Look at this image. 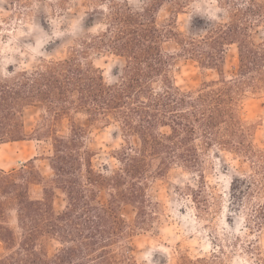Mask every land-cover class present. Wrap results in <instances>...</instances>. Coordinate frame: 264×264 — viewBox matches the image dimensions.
<instances>
[{"label": "trees", "instance_id": "16d2710c", "mask_svg": "<svg viewBox=\"0 0 264 264\" xmlns=\"http://www.w3.org/2000/svg\"><path fill=\"white\" fill-rule=\"evenodd\" d=\"M85 1L92 7L90 26L102 15L101 32L80 38L65 58L0 72V144L28 138L43 142L41 156L53 170L52 178L44 180L34 165L39 155L20 168L0 167V264H137L133 233L153 228L158 214L148 195L150 182L181 166L198 172L204 183L205 156L212 151L250 162L256 173L251 181L235 180L241 185L235 197L261 199L264 152L254 143L255 127L244 118L242 103L249 93H264V39L257 37L264 0H216L225 18L194 22L188 34L173 19L159 22L157 14L166 4L185 11L196 0H142L141 7L128 0ZM71 2L56 0L50 6L66 10ZM28 4L10 0L11 6ZM233 44L239 64L236 75L227 78L225 55ZM93 49L125 58L120 81L106 82L102 69L89 60ZM179 57L216 70L219 78L181 88L172 74ZM34 105L49 114L28 135L23 113ZM72 112L120 128L124 143L116 151L118 168L96 169L84 125L72 121L68 134L59 133L57 122ZM34 182L43 184L41 198L30 196ZM204 187L192 189L196 200L205 198ZM58 190L66 201L60 211L54 207ZM262 199L251 214L258 229L264 225ZM124 203L136 210L132 225L120 212ZM10 210L17 214V229L8 220ZM49 239L62 244L54 255L47 251ZM201 261L183 258L181 264Z\"/></svg>", "mask_w": 264, "mask_h": 264}, {"label": "rangeland", "instance_id": "374dc122", "mask_svg": "<svg viewBox=\"0 0 264 264\" xmlns=\"http://www.w3.org/2000/svg\"><path fill=\"white\" fill-rule=\"evenodd\" d=\"M28 1V6L20 7L11 6L10 0H0V72H6L10 66L31 68L42 59L65 58L80 38L97 35L104 28L100 14L95 16L94 24L89 25L92 7L85 0H72L66 10L51 7L56 0ZM128 1L135 7L143 4L142 0ZM225 13L216 0H196L179 13L166 4L159 10L157 18L162 23L173 19L177 28L188 34L193 31L194 22L200 20L203 24L206 20L224 19ZM257 37L264 39V24ZM225 56L224 75L232 78L239 64L237 44L231 45ZM89 60L102 69L107 83L120 81L126 63L124 57L108 50L93 49ZM172 74L176 84L185 90L198 88L205 80L219 78L216 70L202 68L198 62L182 57L175 60ZM242 108L244 118L255 127L254 143L264 152V93H249L243 99ZM48 114L40 105L25 108L26 133L32 135L44 124ZM72 121L86 127L88 142L96 152V169L107 173L120 166L116 151L124 139L116 124L106 125L90 120L85 112H72L57 122L56 129L60 134H68ZM42 144L29 138L0 144V167L7 171L20 168L30 159L41 156ZM44 157L38 158L34 165L44 180H49L53 170ZM255 173L251 163L241 156L212 151L205 156L204 183L198 172L181 166L152 180L148 195L158 205V214L153 228L133 233L132 248L137 264H181L183 258L202 260L199 264H264V225L261 229L255 227L251 215L255 203L263 200L264 179L261 199L253 198L251 202L244 199L242 202L241 198L235 197L241 186L235 180L251 181ZM199 186H205V201L194 197L192 189ZM42 195L43 184L31 183L30 196L38 199ZM101 197L106 199L107 193L103 191ZM65 204V196L58 190L54 207L60 211ZM120 212L130 225L135 222L136 210L132 205L122 204ZM7 215L12 227L17 229L16 212L10 210ZM61 247L56 239L47 241L50 255ZM3 249L0 241V253Z\"/></svg>", "mask_w": 264, "mask_h": 264}]
</instances>
